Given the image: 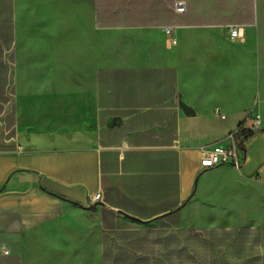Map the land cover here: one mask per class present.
Returning <instances> with one entry per match:
<instances>
[{
  "label": "crops",
  "instance_id": "1",
  "mask_svg": "<svg viewBox=\"0 0 264 264\" xmlns=\"http://www.w3.org/2000/svg\"><path fill=\"white\" fill-rule=\"evenodd\" d=\"M176 1L0 0V264H193L210 240L261 261L264 0ZM239 127L256 131L240 168L203 170Z\"/></svg>",
  "mask_w": 264,
  "mask_h": 264
},
{
  "label": "built area",
  "instance_id": "2",
  "mask_svg": "<svg viewBox=\"0 0 264 264\" xmlns=\"http://www.w3.org/2000/svg\"><path fill=\"white\" fill-rule=\"evenodd\" d=\"M173 12L176 15H182L186 12V0H177L173 7ZM228 38L230 41H242L244 35L243 30L240 27H231L227 31ZM164 34L166 40L171 45H176L177 38H176V28L175 27H168L164 29ZM215 116L219 117L220 119H224L225 117L220 114L218 109L214 111ZM249 118L253 120L252 129L257 130L261 126V121L259 116H253L252 114L249 115ZM241 128H237L235 131L229 133L224 138L223 145H216L212 147L209 151H207L200 160V167L203 170H210L216 168L218 166L228 165L232 166L236 169H239L242 163L243 158V151L242 147L236 142L235 135ZM252 130V131H253ZM100 198L99 194H95L92 197L93 201H96ZM2 253L4 255L8 254V251L3 249Z\"/></svg>",
  "mask_w": 264,
  "mask_h": 264
},
{
  "label": "rangeland",
  "instance_id": "3",
  "mask_svg": "<svg viewBox=\"0 0 264 264\" xmlns=\"http://www.w3.org/2000/svg\"><path fill=\"white\" fill-rule=\"evenodd\" d=\"M255 195L254 198H252L249 202V204L246 206L245 212L248 213L250 215V218L252 219H257L259 221V225H261V229L263 232V240H264V190L262 189H255ZM222 199H227L226 202H224V204L221 205H225V207L220 206L223 210L225 211V215H230V214H235V213H239L240 211H244L243 210V206L242 203H240V200L242 199L241 196H239L238 192H232L230 193L229 196H221ZM242 202V200H241ZM226 208L230 209V213L228 212V210ZM184 215L188 218H192V219H200L202 218L203 211L202 208L191 204V201H188V203H186L185 207H184ZM222 212V211H221ZM245 212H242V215L245 214ZM222 221H225L226 218H220ZM222 224L226 225L227 223L222 222ZM262 250H261V261L259 264H264V241L261 244ZM201 250V248H199V251ZM201 251L204 252V249H202ZM215 253H216V257L221 256V254H225L226 256H229L232 254L230 249H223L220 247H217L215 249ZM239 264V263H237Z\"/></svg>",
  "mask_w": 264,
  "mask_h": 264
},
{
  "label": "trees",
  "instance_id": "4",
  "mask_svg": "<svg viewBox=\"0 0 264 264\" xmlns=\"http://www.w3.org/2000/svg\"><path fill=\"white\" fill-rule=\"evenodd\" d=\"M256 131H252L249 129H240L237 134L235 135V140L236 142L240 145V147H243V142L248 139L249 137H251ZM245 230H241L240 232H244ZM215 232V231H212ZM203 233L205 234L206 231H203ZM221 239L224 240L223 237H226L225 239L228 238H232L236 233H239L237 230H231L228 232H224L221 231ZM196 240V239H195ZM245 239L242 237V241H244ZM255 243L258 244L259 243V235L256 236L255 238ZM207 243L203 242V247H205ZM200 245V244H198ZM245 243H231L230 245H228L226 248L230 249V250H234L235 255L240 256L242 255H248L250 254V252L248 251V249L245 248ZM208 249H209V255H208V260L203 257L201 259L200 254L194 250V259H193V264H233L232 261L227 260L226 258H222L220 257L218 260H215V249H216V242H212V240H210V242L208 243ZM252 255V254H251ZM260 261V256L259 253H256V257H252L250 260L247 259L244 261V264H258ZM208 262V263H207Z\"/></svg>",
  "mask_w": 264,
  "mask_h": 264
}]
</instances>
